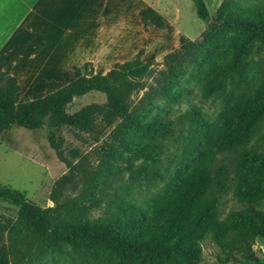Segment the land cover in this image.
<instances>
[{"label":"trees","instance_id":"1","mask_svg":"<svg viewBox=\"0 0 264 264\" xmlns=\"http://www.w3.org/2000/svg\"><path fill=\"white\" fill-rule=\"evenodd\" d=\"M192 2L197 17L203 19L202 0ZM137 16L143 30L148 26L163 28L162 17L150 7L138 10ZM232 27L240 40H224ZM247 34L264 42V10L253 13L245 8L227 13L201 43L184 42L163 55L160 63L142 62V49L133 59L114 63L103 75L94 74L87 62L81 69L74 68L77 77L68 83L44 82L43 92L33 99L19 98L17 78L9 74V68L0 72V134L12 127L27 131L45 128L49 145L63 161L57 131L67 129L88 134L96 143L101 140L95 170L86 173L80 164L70 167L65 162L69 175L54 185L49 196L52 207L30 204L23 194L0 186V201L17 208L14 219L0 218V264H32L48 251L68 255V264H196L204 238L219 250L216 264H262L251 246L255 238H264V131L254 144L249 143L264 122V78L250 96H244L239 84L247 52L242 56L238 52L244 51L242 38ZM231 45L233 49L226 52ZM216 46L224 54L214 65L206 62L205 56ZM183 54L190 55L189 63L200 70L201 99L218 96L221 108L213 121L195 104L182 113L180 123L186 126L187 144L157 202L143 210L113 193L107 208L93 217L90 211L98 201L87 205L80 199L60 201V190L77 168L84 177L79 198L91 194L110 172L109 160L120 156L117 147L128 143L133 147L132 155L125 158L128 179L137 180L141 172L146 182L162 179L155 170L161 150H157L154 134L170 123L144 116L153 106L157 86L162 87L166 77L180 68ZM157 65L163 69L155 71ZM150 77L154 86L145 84ZM89 93L102 95L104 102L68 112L75 99ZM224 153L230 156L226 163L215 164V155ZM137 159L140 162L133 166ZM147 167L151 170L146 171ZM227 190L241 208L222 215L219 199Z\"/></svg>","mask_w":264,"mask_h":264},{"label":"rangeland","instance_id":"2","mask_svg":"<svg viewBox=\"0 0 264 264\" xmlns=\"http://www.w3.org/2000/svg\"><path fill=\"white\" fill-rule=\"evenodd\" d=\"M205 8V17L199 19L195 13L192 0H118L119 10H116L109 18V30L112 28L116 34L124 32L125 42L128 44V53L123 60L133 59L139 49H142L140 60L142 62L153 61L160 63L163 55L179 48L184 42L201 43L203 37L214 32L226 19L227 13L235 14L239 9L248 8V11L256 13L264 10V0H202ZM225 4L221 7L222 4ZM137 7H150L156 11L163 20V28L155 29L148 26L143 30ZM121 12V11H120ZM125 26L126 29H124ZM128 30V31H127ZM188 37L182 41V36ZM175 36L178 38L172 40ZM224 40H240L235 27L224 37ZM137 41L130 47V43ZM115 42V40H114ZM115 43H118L117 41ZM244 51L238 52L243 57L244 77L240 81V88L244 96H250L252 89L264 78V42L256 35L247 34L242 38ZM233 45L226 52L233 49ZM224 52L218 46L212 48L205 56V61H213L214 65L219 64ZM190 55H182L180 68L167 76L162 87L157 86V96L154 98L152 108L145 114V119H157L162 123H170L164 130H157V155L158 162L155 170L161 174L162 179L145 181L144 172H141L137 180L131 182L124 170L125 158L132 155V144L125 147H117L119 157L110 159V172L104 174L99 180L92 193H86L79 198L84 188V177L80 174L79 168L72 172V179L62 187L58 198L60 201L73 198L81 204L98 201L97 207L90 211L93 217L101 215L106 209V203L111 199L112 194L120 196L124 201H130L134 205L146 210L147 204L157 202V197L164 191L166 183L176 165L181 161L183 151L186 147L184 137L186 126L180 123L182 113L190 104H195L211 121L221 108L220 97H213L209 100H202L201 81H198L200 70L189 63ZM123 62V61H122ZM154 70L163 69L161 65L153 66ZM163 77V76H161ZM163 78H160V81ZM145 84L154 86L150 78H146ZM142 93L137 95L140 97ZM104 97L100 94L89 93L84 97L75 99L68 108L72 113L81 106L89 103H102ZM151 126V132L153 130ZM264 131V122L261 124L249 146L255 143V139ZM149 132L148 134H150ZM48 131L45 128L27 131L18 127L0 134V186L17 191L24 195L26 202L41 208L52 207L50 193L54 185L69 175L71 166L83 169L89 173L96 169L99 163V148L101 140L93 142L90 135L78 132H71L62 129L56 132L59 135L58 150L63 160L57 158L55 151L49 145L46 137ZM103 140V138H102ZM256 145H260L256 142ZM75 155V157H74ZM229 154H216L215 164L222 165L229 159ZM70 164V167L65 162ZM140 160L133 161V166ZM189 165H187L188 167ZM184 167V168H187ZM151 170L147 167L146 171ZM77 173V174H76ZM219 211L225 215L229 210L241 208L240 203L233 198L230 190L221 195ZM17 208L5 201H0V218L14 219ZM200 255L196 264H216V256L219 250L207 238L199 243ZM251 250L253 254L264 264V238L254 239ZM235 258L239 259L238 256ZM32 264H68V255L55 252H43L38 255ZM232 264V263H230ZM237 264H253L252 262H238Z\"/></svg>","mask_w":264,"mask_h":264},{"label":"crops","instance_id":"3","mask_svg":"<svg viewBox=\"0 0 264 264\" xmlns=\"http://www.w3.org/2000/svg\"><path fill=\"white\" fill-rule=\"evenodd\" d=\"M115 10L123 12L118 0H0V72L17 78L21 99L43 92L44 82L72 81L87 62L105 74L129 50L124 32L109 30Z\"/></svg>","mask_w":264,"mask_h":264}]
</instances>
